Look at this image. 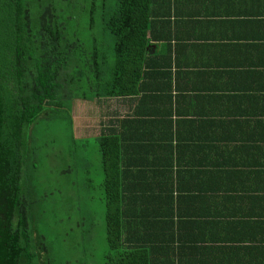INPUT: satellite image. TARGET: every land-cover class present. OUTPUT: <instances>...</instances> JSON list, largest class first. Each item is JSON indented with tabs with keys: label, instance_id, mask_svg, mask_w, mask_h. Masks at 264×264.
<instances>
[{
	"label": "trees",
	"instance_id": "16d2710c",
	"mask_svg": "<svg viewBox=\"0 0 264 264\" xmlns=\"http://www.w3.org/2000/svg\"><path fill=\"white\" fill-rule=\"evenodd\" d=\"M153 3L0 0V264H92L89 245L77 257L59 255L38 224L36 137L41 125H66L76 145H85L89 138L76 137L73 128L75 100L134 97L151 88L161 72L150 53L159 17ZM144 100L93 136L105 176L101 264H187L185 254L196 251L174 217L185 199H176L167 180L151 187V172L168 177L173 162L147 159L152 140L137 131L151 134L162 122L141 109ZM57 155L71 167L72 154Z\"/></svg>",
	"mask_w": 264,
	"mask_h": 264
},
{
	"label": "crops",
	"instance_id": "0c3cea01",
	"mask_svg": "<svg viewBox=\"0 0 264 264\" xmlns=\"http://www.w3.org/2000/svg\"><path fill=\"white\" fill-rule=\"evenodd\" d=\"M153 6L160 75L137 96L107 98L120 112L105 117L124 118L145 99L141 109L162 122L137 133L152 140L148 161L173 162L168 177L151 172V187L167 180L185 199L174 217L196 248L187 264H264V0Z\"/></svg>",
	"mask_w": 264,
	"mask_h": 264
},
{
	"label": "rangeland",
	"instance_id": "374dc122",
	"mask_svg": "<svg viewBox=\"0 0 264 264\" xmlns=\"http://www.w3.org/2000/svg\"><path fill=\"white\" fill-rule=\"evenodd\" d=\"M109 103L113 104L112 100L74 101L73 116L81 118L75 133L77 137L89 138L85 145H76L66 125H41L36 137L41 158L40 167L33 174L39 199L38 224L47 232L59 255L77 257L82 247L89 245L92 264H101L107 250L102 187L105 176L99 144L93 136L100 133L103 122L108 120L105 116L119 110L113 105L108 107ZM59 153L72 154L71 167L69 159L65 162L58 158ZM64 169L67 171L63 172ZM87 230L90 232L85 236Z\"/></svg>",
	"mask_w": 264,
	"mask_h": 264
}]
</instances>
